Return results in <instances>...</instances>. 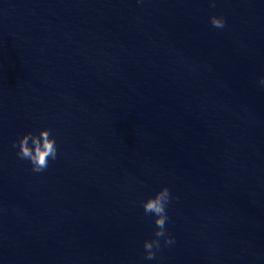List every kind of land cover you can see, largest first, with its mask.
<instances>
[{
  "label": "water",
  "instance_id": "1",
  "mask_svg": "<svg viewBox=\"0 0 264 264\" xmlns=\"http://www.w3.org/2000/svg\"><path fill=\"white\" fill-rule=\"evenodd\" d=\"M215 2L0 0V264H264V0Z\"/></svg>",
  "mask_w": 264,
  "mask_h": 264
},
{
  "label": "clouds",
  "instance_id": "2",
  "mask_svg": "<svg viewBox=\"0 0 264 264\" xmlns=\"http://www.w3.org/2000/svg\"><path fill=\"white\" fill-rule=\"evenodd\" d=\"M210 6L215 7V0H210ZM210 23L214 28L223 29L226 26L224 16L212 15ZM259 84L264 86V77H261ZM13 148H17L16 155L21 160H27L32 166V171L42 173L49 167V162L57 159L58 146L55 136L51 134V129L42 128L38 134L34 132H26L13 141ZM178 199V197H175ZM174 197L170 189L162 187L154 196H150L147 200L142 201L144 214L154 217L156 230L153 233V238L145 240L143 243L144 259L155 260L156 254L162 247H169L175 244V238L167 232L166 222L169 220L167 209ZM163 240V245L161 244Z\"/></svg>",
  "mask_w": 264,
  "mask_h": 264
}]
</instances>
